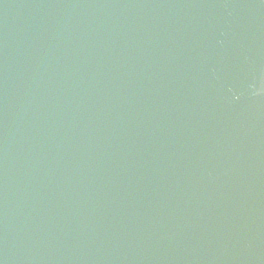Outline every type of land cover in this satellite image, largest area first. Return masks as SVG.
<instances>
[{"label":"water","instance_id":"95a60500","mask_svg":"<svg viewBox=\"0 0 264 264\" xmlns=\"http://www.w3.org/2000/svg\"><path fill=\"white\" fill-rule=\"evenodd\" d=\"M0 264H264V0H0Z\"/></svg>","mask_w":264,"mask_h":264}]
</instances>
